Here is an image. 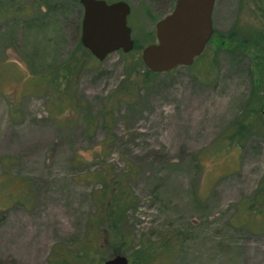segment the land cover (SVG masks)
Wrapping results in <instances>:
<instances>
[{
  "label": "rangeland",
  "instance_id": "rangeland-1",
  "mask_svg": "<svg viewBox=\"0 0 264 264\" xmlns=\"http://www.w3.org/2000/svg\"><path fill=\"white\" fill-rule=\"evenodd\" d=\"M125 1L135 46L99 60L80 0H0V264H264V0H216L204 56L154 75L176 0Z\"/></svg>",
  "mask_w": 264,
  "mask_h": 264
},
{
  "label": "water",
  "instance_id": "water-1",
  "mask_svg": "<svg viewBox=\"0 0 264 264\" xmlns=\"http://www.w3.org/2000/svg\"><path fill=\"white\" fill-rule=\"evenodd\" d=\"M84 6L81 42L92 55L103 60L110 53L135 46L128 23L130 4L125 0H80ZM216 0H177L172 12L156 24L157 41L147 45L142 58L153 72L192 65L214 35ZM103 264H130L126 254L117 253Z\"/></svg>",
  "mask_w": 264,
  "mask_h": 264
},
{
  "label": "trees",
  "instance_id": "trees-1",
  "mask_svg": "<svg viewBox=\"0 0 264 264\" xmlns=\"http://www.w3.org/2000/svg\"><path fill=\"white\" fill-rule=\"evenodd\" d=\"M232 39L233 37L231 36V40ZM79 46L83 50L84 53H87L88 55L90 54V51L87 50V48L83 46L82 42L79 43ZM251 46H253L257 50L258 68L260 69L262 76L264 77V32L263 31L256 32L255 41L252 43ZM205 50L199 57H197V59L204 56ZM90 56L93 57V55H90ZM73 71H74L73 68L66 69L65 67V69L62 71L63 76H62L61 81L67 80V82H69L73 75ZM156 73L157 72H153L150 69L147 70L148 75H151V74L154 75ZM238 127H236L231 137L235 138L236 140L239 139L241 141L243 138L242 136L247 134L248 130L251 127L248 126L247 123H244V125L238 126ZM122 185L123 184L120 181H114L113 188H111V194H113L112 196H114V199H111L110 201L103 199L101 201L102 204H107L108 207L111 208L110 212L106 215V224H104L105 228L110 227L108 228L109 230H112L115 227H117V225L119 224L118 216L119 215L121 216L122 214L121 212L125 211L127 208H129L132 205L130 194L129 192H127V190H125V186H122ZM116 208H119V209H116ZM263 225H264V222L262 223L261 226ZM261 228H264V227H261ZM94 247L97 248L98 244H95ZM56 264H68V263L66 260H64V262L59 261Z\"/></svg>",
  "mask_w": 264,
  "mask_h": 264
},
{
  "label": "flooded vegetation",
  "instance_id": "flooded-vegetation-1",
  "mask_svg": "<svg viewBox=\"0 0 264 264\" xmlns=\"http://www.w3.org/2000/svg\"><path fill=\"white\" fill-rule=\"evenodd\" d=\"M113 2H114V1H113ZM176 2H177V0H176ZM175 5H176V3H175ZM130 6H131V5H130ZM174 7H175V6H174ZM174 7H173V9H174ZM173 9H172V11H173ZM172 11H171V12H172ZM169 13H170V12H169ZM169 13H168V14H169ZM168 14H167V15H168ZM164 17H165V16H164ZM161 19H162V18H161ZM132 37H133V33H132Z\"/></svg>",
  "mask_w": 264,
  "mask_h": 264
}]
</instances>
